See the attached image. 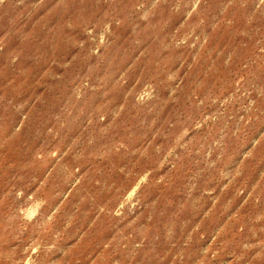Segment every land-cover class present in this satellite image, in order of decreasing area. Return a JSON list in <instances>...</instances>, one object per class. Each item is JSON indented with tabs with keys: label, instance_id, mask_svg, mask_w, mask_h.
I'll list each match as a JSON object with an SVG mask.
<instances>
[{
	"label": "rangeland",
	"instance_id": "rangeland-1",
	"mask_svg": "<svg viewBox=\"0 0 264 264\" xmlns=\"http://www.w3.org/2000/svg\"><path fill=\"white\" fill-rule=\"evenodd\" d=\"M0 264H264V0H0Z\"/></svg>",
	"mask_w": 264,
	"mask_h": 264
}]
</instances>
